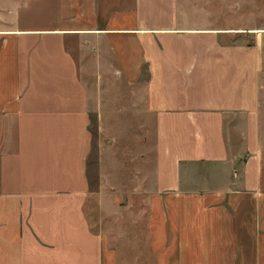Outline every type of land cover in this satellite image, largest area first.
Masks as SVG:
<instances>
[{
	"label": "crops",
	"instance_id": "0c3cea01",
	"mask_svg": "<svg viewBox=\"0 0 264 264\" xmlns=\"http://www.w3.org/2000/svg\"><path fill=\"white\" fill-rule=\"evenodd\" d=\"M200 2L0 0V264H264V21Z\"/></svg>",
	"mask_w": 264,
	"mask_h": 264
},
{
	"label": "rangeland",
	"instance_id": "374dc122",
	"mask_svg": "<svg viewBox=\"0 0 264 264\" xmlns=\"http://www.w3.org/2000/svg\"><path fill=\"white\" fill-rule=\"evenodd\" d=\"M182 1V0H181ZM192 1L191 4L182 6L180 1L179 8L182 10L184 9H193L194 2H198L197 4H201V0H190ZM209 2V5L215 9H219L220 11V23L222 28H227L228 26L232 27L229 23L233 20V16L231 15L232 12H235V27L238 29L245 28L247 26H253L259 24V19L264 21V0H202V4H206ZM202 5L198 8H201ZM210 7V8H211ZM262 13V15H261ZM230 14V15H228ZM249 21V23H247ZM230 24V25H229ZM93 132V138L95 137L94 132V121L90 123ZM95 139V138H94ZM93 157H95V152L93 151ZM94 162V161H93ZM95 167L94 163L92 164V171L94 173ZM115 209L111 210L109 214L112 216L115 215Z\"/></svg>",
	"mask_w": 264,
	"mask_h": 264
}]
</instances>
